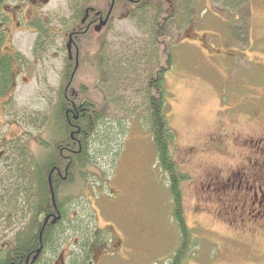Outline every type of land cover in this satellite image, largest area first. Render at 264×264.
Masks as SVG:
<instances>
[{
  "label": "rangeland",
  "instance_id": "obj_1",
  "mask_svg": "<svg viewBox=\"0 0 264 264\" xmlns=\"http://www.w3.org/2000/svg\"><path fill=\"white\" fill-rule=\"evenodd\" d=\"M197 8L200 21L196 24L202 29L196 37L202 40L171 47L163 83L165 108L175 135L174 158L187 175L182 189L192 241L179 264H264V233L229 227L215 213L213 202L197 201L196 196V182L211 166H239L244 158L232 136L222 151H208L207 141L216 131L222 127L240 138L264 129V0H217V17L203 4ZM175 18L179 21L173 39L188 40L193 31L181 24V17ZM147 30L136 20L113 25L103 65L108 75L100 82L107 93L106 118L94 129L96 143L89 145L77 173L65 183L62 180L58 193L61 200L69 197L71 202L66 219L91 232L96 249L90 264H175L173 253L181 237L171 215L168 181L156 165L148 129L146 73L155 66L157 56ZM94 50H87V56L93 58ZM98 73L95 65L87 64L77 83L96 95ZM41 77L40 86L46 92L56 79ZM36 86L31 79L14 97L15 110L22 103L29 110L28 121L23 123L29 136H38L41 114L47 120L52 115L46 107L49 95L42 97L41 91L34 90ZM190 147L201 151L191 155ZM0 174L5 185L14 186L9 171ZM70 225L62 224L67 230V251L74 240L77 246L81 242L79 232L74 236L68 231Z\"/></svg>",
  "mask_w": 264,
  "mask_h": 264
},
{
  "label": "flooded vegetation",
  "instance_id": "obj_2",
  "mask_svg": "<svg viewBox=\"0 0 264 264\" xmlns=\"http://www.w3.org/2000/svg\"><path fill=\"white\" fill-rule=\"evenodd\" d=\"M200 4L213 17H217V0H0V69L5 67V77H0V173L13 167L25 172L21 197L15 200L19 211L11 212V216L6 213L1 216L0 210V226L3 227L0 228V264H32L38 253V260L47 255L41 253L43 231L55 222L60 224L65 215L63 209L66 210L67 203H71L69 197L61 200L58 196L62 180L65 183L71 174L77 173L80 165L77 163L72 167L74 156L83 148L86 151L84 154L89 151L87 142L97 128L95 112L102 102L108 101L105 89L99 85L96 95L89 88L82 95L79 92L82 85L77 83V76L87 64L95 65L93 58L100 61L96 63V68L102 79L108 75L103 65L108 56V37L113 25L126 19L136 20L140 24L145 13H149L152 19L156 10L166 6V27L171 46L178 42L194 43L202 40V37H196L202 29L201 25L196 24L200 21L197 11ZM175 17H181V24L184 22L193 31L194 37L191 34L188 40L173 39V29L179 21ZM89 49H95L93 58L89 54L87 56ZM69 67L71 70L67 75ZM41 76H54L56 79L46 92L40 86L43 81ZM65 76H68L66 82ZM31 79L37 82L34 90L41 91L42 97L46 93L49 95L46 107L52 112L51 120H47L45 113L41 114L38 136H29L28 130L23 127L29 116L25 103L21 104L19 111L14 109L15 95ZM62 111L69 126L66 135L58 129L56 122ZM80 115L89 117L92 124L90 130H82L72 121ZM102 118L104 121L106 116ZM219 131L209 138L206 149L222 151L228 137L232 136L234 143L240 145L244 158L239 166L217 164L211 166L209 173L200 175L202 179L196 182L197 201L213 202L215 213L221 215L229 227L260 235L264 233V129L259 134L240 138H235L222 127ZM199 151L201 149L189 148L191 155ZM41 158L45 159L40 165ZM47 164L50 167L44 173ZM42 174L46 176L50 203L44 207L41 205L42 209L38 212L37 202L41 198L39 188L42 186L36 184V179L40 181ZM10 178L14 177L11 175ZM5 180H0V193H4L7 200V192L14 187L9 182L5 185ZM27 191L30 193L27 194ZM30 201H34L36 209L30 207ZM198 207L203 209V206ZM32 223L35 225L32 226ZM73 235L77 236L76 233ZM35 236L38 243L33 249V256L29 258L28 253L21 262L16 253L15 240L27 239L22 243L26 246ZM67 239L57 245L54 253L47 255V264H70L73 253L78 249L74 240L72 248L70 246L67 251ZM74 245L76 247L72 250ZM24 249L28 251V248ZM87 249L93 254L96 248L92 241ZM38 260L34 264H38Z\"/></svg>",
  "mask_w": 264,
  "mask_h": 264
},
{
  "label": "trees",
  "instance_id": "obj_3",
  "mask_svg": "<svg viewBox=\"0 0 264 264\" xmlns=\"http://www.w3.org/2000/svg\"><path fill=\"white\" fill-rule=\"evenodd\" d=\"M167 12V7L162 6L161 9L156 10L155 16L152 15L154 18L151 19L150 14L145 13V16L142 19V23L148 28L147 33L148 39L151 42V49H153V51H156L155 56H157V62L155 66H153V68L146 73L147 84L145 86V89L147 88L146 99L148 129L156 152V165L158 169L166 176V179L168 181V190L172 204L171 215L173 220L175 221L176 227L181 237L179 246L173 253L174 263L179 264L180 261L185 257V254L190 247L192 235L191 228L186 222L183 202L182 184L185 181L187 175L183 170L180 169L179 164L174 158L175 135L173 129L171 128L168 113L165 108L166 96L163 83L164 76L170 68V49L172 47L171 43H169L170 34L166 27ZM88 52L90 53V51ZM99 62L100 61H96V63ZM70 70L71 68L69 67L66 71L67 75ZM0 77H5V67L0 69ZM100 78L102 79V76H100ZM67 79L68 76H65V82L67 81ZM80 88L82 91L79 90V92L82 95H85L88 87H86V85H82ZM106 102H102L99 106V109H97V111L95 112L94 122L97 123V126L104 124L102 116L105 113ZM71 118H73V116H71ZM72 121L75 124H78V126L82 130H90L92 127V124L87 115H80V117L78 116L77 120ZM56 122L58 129L63 134H65V132L67 133L66 130L69 129V126L66 122L63 111L59 114ZM92 135L89 137V140L87 142L88 145L96 143V139L92 138ZM102 138H105V136ZM104 142L103 145H106L104 144ZM84 146L86 145L84 144ZM85 152V148H83L82 152H79L76 156H74V163L72 166L73 168L77 165V163L85 159V156L87 155L84 154ZM50 164L44 166V173L47 172ZM9 173L14 177L13 179L15 180V183L12 182V185L14 184L13 187L15 189L13 188L12 190H10V192H7V195H9V198H7V200L4 198L5 194H2L3 196L0 195V208H3L6 212H18L19 206H17L18 203H15V200L21 197V186L23 185L25 179V172L20 168L14 169L13 167L12 170L9 171ZM72 176L73 175L71 174L68 180L72 179ZM30 183L31 182H29L26 189L30 187ZM36 184H38V186H42L39 188L41 198L37 202V211L39 212V210L42 209L40 208L41 205L44 207L47 205V203H50V200L48 199L46 176L42 174L40 177V181L36 179ZM27 190H29V188ZM29 193L30 192L27 191V194ZM27 194L25 193L26 199H28ZM39 201H41L42 203ZM29 204H31L30 207L34 206V209H36V204L34 205V201H30ZM4 211L1 210V216L5 214ZM63 213H65V209H63ZM66 222L71 224L70 226H68V231L70 233L76 234L77 232H79L81 239L79 246H77L78 251L73 253L70 264H89V259H92V254L88 252L87 245H89L91 242V235H89L91 234V232L86 228V226L82 229V227L78 226L77 224L75 225L73 224V222L67 220L66 214H63V219L61 220L60 224H57V222H55L49 227H45L42 238L43 252L41 253H54L57 245L66 238L64 237V232H66L67 230L66 228L63 229L62 227V224ZM34 225L35 223H32V226ZM15 241L17 249L16 253L20 257L21 262L25 260V258L28 256V253L29 258L33 256V249L38 243L37 236L29 240L28 245L26 246H23L22 243L27 242V239H16ZM24 248H28V251ZM39 256L40 254L38 253L32 264L37 262ZM38 264H47L46 257L44 256L39 259Z\"/></svg>",
  "mask_w": 264,
  "mask_h": 264
}]
</instances>
